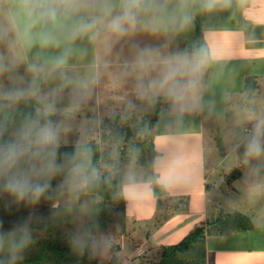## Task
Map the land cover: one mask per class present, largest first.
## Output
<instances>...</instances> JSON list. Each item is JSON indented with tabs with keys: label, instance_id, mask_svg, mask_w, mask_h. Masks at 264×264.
Instances as JSON below:
<instances>
[{
	"label": "rangeland",
	"instance_id": "rangeland-1",
	"mask_svg": "<svg viewBox=\"0 0 264 264\" xmlns=\"http://www.w3.org/2000/svg\"><path fill=\"white\" fill-rule=\"evenodd\" d=\"M194 12L193 24L187 30L173 35L141 32L112 43L110 48L113 51L107 52L112 56V61L116 62L110 67L112 72L109 78L112 81L107 79L109 83H104L106 75L96 79L87 102L70 119L71 131L62 137V143L86 144L93 139L99 140L102 118L113 113H121L129 119L133 114L139 119L146 113L154 114V102L140 98L137 93V73L131 67L140 49L159 47L168 54L190 52L191 45L199 44L204 52L208 50L211 54L213 50L206 44L207 34L201 36V20L205 17L207 24L233 26L230 24L233 21H245L243 12H246L258 22V19L264 20V0H232L230 7L226 9L202 12L197 7ZM215 19L220 20L214 21ZM245 22L249 34L261 32L262 27L258 24ZM212 34V40L218 41L214 46L218 47V54L229 53L224 44L223 33L219 30ZM102 39L104 41V37ZM209 62H216L215 73L208 77L204 75L207 73L204 71L199 103L194 109L177 114L172 108L168 110L163 105V112L169 113L173 120L167 125L168 133L155 137L158 154L153 165L148 167L131 164L123 168L124 196L129 219L124 224H119L120 226L110 225L105 233L89 235L88 238L93 241L94 250L99 256L98 264L108 263L112 247L119 250L117 255L120 264H155L160 259L162 246L179 243L194 225L202 223L198 212L207 206L202 204L201 198L194 197L193 191L199 190V175L204 157L211 169L210 175L213 176L209 181L215 189H211L209 194L215 197V202L213 205L209 203L207 212H203L206 216L202 214V219L207 221L221 213L224 216L238 211L250 215L255 223V228L250 232L210 237L208 245L214 253V264H264V154L249 156L246 151L257 124H264V86L259 96L253 98L248 97L249 93L243 90L245 78L255 75L254 62H241L234 58L210 59ZM256 65L260 67L261 63ZM224 71H228L230 75L227 77V73L223 74ZM62 104H67L66 98ZM155 129L154 127L152 130ZM261 141L264 142V127L261 128ZM134 166H141L139 178L133 177ZM105 167L110 168L108 165ZM236 168L243 176L228 180V174ZM231 183H234L236 189L232 190ZM165 185L176 193L188 195L173 196L169 202H164L163 199H158V195H163L158 194V191L166 189ZM69 189L68 192L75 194V188ZM83 197L86 204L90 203L89 195L84 194ZM177 205L186 207L187 210L176 213ZM86 224L84 214L76 223L65 226L63 231L72 232L81 238ZM242 236H247L249 243L242 240ZM244 243L247 248L254 249L252 253L244 252Z\"/></svg>",
	"mask_w": 264,
	"mask_h": 264
},
{
	"label": "clouds",
	"instance_id": "clouds-1",
	"mask_svg": "<svg viewBox=\"0 0 264 264\" xmlns=\"http://www.w3.org/2000/svg\"><path fill=\"white\" fill-rule=\"evenodd\" d=\"M231 3L232 0H0V16L4 17L0 40L31 53L23 60L0 55V191L16 203L35 205L58 174H66L64 182L69 188L87 183V146L78 143L73 154H60L62 137L71 131L69 121L87 102L97 79L94 69L85 76L71 72L70 62L87 55L78 41L96 42L104 37L105 46L110 48L115 41L141 32L173 35L192 26L195 8L213 12ZM21 63L24 74L18 72ZM206 64L198 49L165 54L159 47H144L131 67L137 73L140 98L155 102L163 96L173 112L182 114L199 103ZM65 98L67 104H62ZM29 101H35L34 110L18 113L17 106ZM262 127L264 124H257L247 144L249 156L264 154Z\"/></svg>",
	"mask_w": 264,
	"mask_h": 264
},
{
	"label": "trees",
	"instance_id": "trees-1",
	"mask_svg": "<svg viewBox=\"0 0 264 264\" xmlns=\"http://www.w3.org/2000/svg\"><path fill=\"white\" fill-rule=\"evenodd\" d=\"M193 49L202 51L204 57L209 55L208 50L204 52L199 44L189 47L190 52ZM254 85V78L249 77L246 82L249 96L254 94ZM154 104V114L146 113L141 119L134 114L129 119L121 113L102 118L100 139L84 144L90 150L89 178L83 189H74L75 194L68 192L65 173L51 180L49 190L35 205L16 203L7 193L0 191V264L99 263L89 235H100L107 232L110 225L120 226L128 220L123 168L131 164L151 167L158 154L155 137L168 133L167 125L172 116L163 112V105L170 110L171 104L163 96ZM34 108L35 101H29L19 104L17 111L26 113ZM154 127L156 129L152 130ZM76 145L62 143L60 154H73ZM241 175L236 168L228 174V180ZM84 194L91 197L90 203L86 204ZM175 209L187 210L178 205ZM84 214L87 224L81 238L63 231L65 226L76 223ZM253 227L250 215L238 211L224 216L221 213L194 225L179 243L162 246L160 259L155 264H207L208 235L248 231ZM21 241H24L22 246ZM116 250L111 248L112 256L107 264H120L119 250Z\"/></svg>",
	"mask_w": 264,
	"mask_h": 264
},
{
	"label": "crops",
	"instance_id": "crops-1",
	"mask_svg": "<svg viewBox=\"0 0 264 264\" xmlns=\"http://www.w3.org/2000/svg\"><path fill=\"white\" fill-rule=\"evenodd\" d=\"M243 17H245L244 18L245 21H251L252 25L258 24V26L262 27L261 32H258L255 35L249 34L247 29H246L247 22H245V21H240V22L233 21V23H230L233 26H230V25L220 26L217 24L214 25L213 23L207 24V22H206L207 19L205 17H204V20L203 19L201 20L202 21L201 26L203 29V35H201V36H206V34H207V36H208V38L206 39L207 45L210 49L212 48V50H213L211 52V54H209L207 57H205V59L207 61L205 71L207 73H205L204 75H206L208 77L209 76L212 77L213 73H215V71H214L215 67L214 66H215L216 62H209L210 59H212V60L213 59L225 60V59L234 58V59H237L238 61H241V62H254L255 66H256V72L254 71L255 75L247 76L244 80L245 84L243 87V90L244 89L246 90L247 79L249 77L254 78V82H255L254 94H253V96H251V98H253V97L259 96V93L262 90V86H264V20L258 19V22H257L256 20H253L249 15H247L246 12L245 13L243 12ZM240 19H243V18L241 17ZM3 20H4V17L0 16V22H2ZM218 20H220V19H215L214 21H218ZM222 29H223V31H221ZM219 30L221 33H223V36L225 37L224 38L225 39L224 44H225V47L226 46L228 47L229 53L223 52L219 55L218 54L219 50H217L218 47L217 48L214 47L218 44V41L212 40V38L214 37L212 33L218 32ZM244 32H245V34H244ZM102 38L103 37L99 38L96 42H90L87 39H85L83 41H78V44L87 50V55L82 59H74L73 61L70 62V70L73 74H75L77 76H85V74H89V72L94 69L96 77L98 79L100 78V76L103 77L104 75H106V79L103 80V82L109 83L107 81V79L112 81V79L109 78L110 73L112 72L110 67H113V65L116 62L112 61V59H111L112 56H110V54H107V52L113 51V48L106 47L104 44H102V43H104ZM219 47H221V44L219 45ZM236 49L238 51H236ZM216 50H217V52H216ZM0 55H2L4 57L16 56L19 59L23 60L25 55L30 57L31 53L26 54L25 52H23L19 48V46L12 48V47H10V44L7 40H0ZM255 60H258L260 62H255ZM211 63H213V64L211 65ZM230 63H232V62H229V64ZM257 63H261L260 67H257V65H256ZM223 65H225V62H223L222 67H223ZM18 72L20 74H24V64L23 63H21V65L18 69ZM227 72L228 71H224L223 74H226ZM229 75H230V73H227L226 76L228 77ZM6 77H7V74L5 75V78H4L5 82L7 83ZM248 97H250V96L248 95ZM172 120H173V118H172ZM172 120H171V122H172ZM210 136L214 137L213 134H211ZM201 164H202V172L199 175V177H200L199 181H201L199 183V190L193 191V194H195L194 197H197V199H198V197L201 198L202 202H203L202 204H204L205 207L206 206L208 207L209 203H211V205H213V202H215V197H213L212 195L209 194V192H211V189H215V188H214V185L211 184V182L209 181V179L210 178L212 179L213 176L210 175L211 169L208 165V161H207L206 157H204V161H202ZM133 169H134L133 171L135 172V175H133V177L135 176V177L139 178L141 166H134ZM242 176H243V173H242ZM159 179H161V177ZM224 179L225 180L227 179L226 176L224 177ZM230 185L232 186V190L236 189V187L234 186V183H231ZM164 187L166 189L162 190L163 195H158V199H160V200L163 199L164 202H169L173 196L175 197L178 195H180V196L188 195L185 193L184 194L176 193V191L171 190L168 187V185H165ZM207 207H206V209L202 210L201 212H198L200 214V221L202 223L205 221V219H202V214L204 211L207 212ZM181 212H183V210L178 211L176 213H181ZM203 215L206 216L205 213ZM254 228H255V223H254V227L248 231H236V232H231V233L225 234V235H208L206 237L207 264H214V261H213L214 253L211 251L210 246L208 245L210 237L228 236V235H231L232 233H237V232L238 233L250 232ZM242 237H243L242 240H244V241L246 240L248 242L247 236H242ZM243 249L245 250L244 252H246L247 254L252 253L254 250V249L247 248L246 243H244Z\"/></svg>",
	"mask_w": 264,
	"mask_h": 264
}]
</instances>
